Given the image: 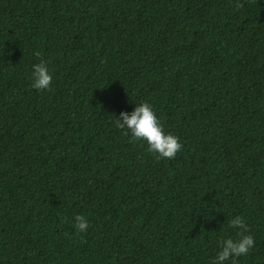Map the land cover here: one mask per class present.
Here are the masks:
<instances>
[{
    "label": "trees",
    "instance_id": "obj_1",
    "mask_svg": "<svg viewBox=\"0 0 264 264\" xmlns=\"http://www.w3.org/2000/svg\"><path fill=\"white\" fill-rule=\"evenodd\" d=\"M237 215L264 264V0H0V264H211Z\"/></svg>",
    "mask_w": 264,
    "mask_h": 264
},
{
    "label": "clouds",
    "instance_id": "obj_2",
    "mask_svg": "<svg viewBox=\"0 0 264 264\" xmlns=\"http://www.w3.org/2000/svg\"><path fill=\"white\" fill-rule=\"evenodd\" d=\"M35 55L40 57V53ZM53 81V73L49 69L47 61L40 59L38 63L31 66V87L40 90H48ZM116 126L125 130L130 139L142 140L147 144V150L157 158H174L182 149L183 145L179 137L171 132H166L160 118L157 116L153 106L149 102L136 104L133 110L121 111ZM230 228L242 230L237 239L225 238L219 242V251L212 259L211 264H225L231 260L236 264L237 258L246 255L254 247L255 240L247 228L245 219L234 216L230 221ZM74 227L78 232H85L89 227L88 220L84 215L78 214L74 217Z\"/></svg>",
    "mask_w": 264,
    "mask_h": 264
}]
</instances>
